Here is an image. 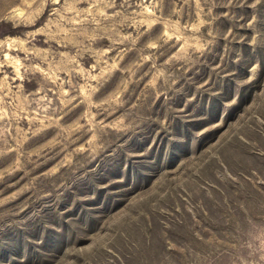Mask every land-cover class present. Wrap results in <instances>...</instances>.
<instances>
[{
    "label": "rangeland",
    "instance_id": "obj_1",
    "mask_svg": "<svg viewBox=\"0 0 264 264\" xmlns=\"http://www.w3.org/2000/svg\"><path fill=\"white\" fill-rule=\"evenodd\" d=\"M0 264H264V0H0Z\"/></svg>",
    "mask_w": 264,
    "mask_h": 264
}]
</instances>
